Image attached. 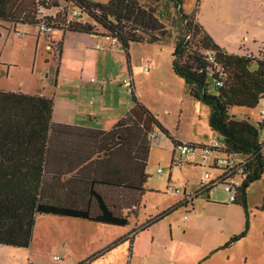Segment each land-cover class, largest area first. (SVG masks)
<instances>
[{
  "label": "trees",
  "instance_id": "16d2710c",
  "mask_svg": "<svg viewBox=\"0 0 264 264\" xmlns=\"http://www.w3.org/2000/svg\"><path fill=\"white\" fill-rule=\"evenodd\" d=\"M63 1L83 9L84 17L94 24L75 21L62 30L98 34L97 26L103 36L121 45L127 60L132 44L171 42L160 11L164 2L171 4L183 32L173 40L172 71L183 81L186 94L208 109V127L227 153L252 158V174L232 201L246 208V189L264 170L260 128L236 120L229 110L256 109L264 96V60L231 55L219 48L198 23L196 11L184 13L185 0ZM44 5L41 0H0V23L13 28L36 26L38 7ZM206 51L214 54L215 64L226 73L221 88L212 86L208 71L213 64L206 61ZM52 110L50 98L0 90V246L28 248L36 219L45 215L114 227L129 225L130 216L125 211L140 206L149 178L150 134L158 130L175 148L180 144L133 95L132 107L109 131L54 124ZM213 188L199 189L195 196ZM183 205L184 201L137 230L149 228ZM244 236H233L225 247ZM125 240L132 241L125 236L95 256ZM95 256L79 264H88Z\"/></svg>",
  "mask_w": 264,
  "mask_h": 264
},
{
  "label": "rangeland",
  "instance_id": "374dc122",
  "mask_svg": "<svg viewBox=\"0 0 264 264\" xmlns=\"http://www.w3.org/2000/svg\"><path fill=\"white\" fill-rule=\"evenodd\" d=\"M93 1L106 3L108 0ZM196 4L197 0H185L184 13H194ZM170 7L171 4L164 2L160 8L161 17L168 25L172 38L170 43L161 47L165 54L168 52L171 54L173 40L183 33L180 19ZM56 12L57 9L50 8L41 14L52 16ZM88 19L84 17L82 22L94 24L91 19ZM60 27L58 25L56 29ZM96 28L99 32V28L97 26ZM27 29L31 33L32 27ZM133 48L139 55L145 54L138 45ZM32 49L29 35L16 33L6 24L0 25V61L3 63V65L0 64V89L17 87L22 77L27 79L33 76L31 80L34 83L30 86L39 85L44 72L41 55L45 56L46 51L42 47L37 62L32 68ZM13 62L19 65L17 69L10 64ZM31 72L33 75H30ZM170 102L167 104L168 115L165 113L162 118L169 127L167 130L172 135L171 138L177 142L196 144L205 142L206 138L211 139L209 127H207L208 112L205 106L194 100L191 106L182 104V107ZM230 114L236 120H246L256 125L257 109L232 108ZM155 132L158 136L151 143L146 167L149 179L144 186L140 206L125 211L130 216L129 225L112 227L53 215L39 216L36 219L29 247H0V264H27L28 261L33 264H79L97 251L102 253L105 245L112 246L125 236L132 241L125 240L118 243L98 258L95 256L88 264H127L128 262L153 264V259L148 255L154 249L156 242L158 245L168 246L164 248V253L162 250L157 253L166 258L165 260L161 258L160 260L163 261L160 264L165 262L171 264H189V262L192 264H264V211L261 210L264 199V176L251 183L246 189V208L232 204L220 186L214 187L209 193L196 195L198 197L194 200L197 190L192 192L197 189L204 173L209 171L208 168L200 164L197 153L180 156L168 137L158 130ZM194 157L198 160L195 166L185 162ZM237 158L241 160L242 156L238 155ZM183 201L185 205L177 207L175 211L150 226H156L155 229L137 230L146 222ZM242 233L245 234L244 237L225 247L233 236ZM137 234L139 236H136ZM135 237L139 240L134 247L132 243ZM132 247H134V253L131 256ZM53 256L60 259L54 261Z\"/></svg>",
  "mask_w": 264,
  "mask_h": 264
},
{
  "label": "crops",
  "instance_id": "0c3cea01",
  "mask_svg": "<svg viewBox=\"0 0 264 264\" xmlns=\"http://www.w3.org/2000/svg\"><path fill=\"white\" fill-rule=\"evenodd\" d=\"M195 8L198 23L219 48L231 55L252 56L264 60V0H197ZM6 26L16 33L21 32L31 37L32 68L37 62L42 47L46 51V55H41L44 72L37 87L36 85L30 86L34 83L31 80L32 76L27 79L22 77L17 87L13 89L1 88L0 90L22 92L52 99V122L54 124L109 131L125 117L132 107V95H129L121 85V79L127 76L131 78L134 86L133 96L166 129L169 127L162 116H165V113L167 114L169 111L167 104L171 103L170 101L181 107L182 104L191 106L192 101H196L186 94L183 81L172 71L171 54L169 52L165 54L161 49L162 45L132 44L129 48V60H127L121 46L111 44V39L102 35L104 32L101 28H99L98 34H83L56 29L48 36L38 32L37 26L34 25H17L14 28L8 24ZM27 27H32L31 33ZM97 45L101 48L97 49ZM137 45L142 51H145V54L139 55L136 52L133 47ZM0 64L3 65L1 61ZM10 64L14 65L15 69L19 67L17 62ZM30 75H33L32 72ZM19 87L23 89H18ZM208 131L210 140L206 138V143L193 144L201 146L214 139H219L209 128ZM170 136L172 137L171 134ZM197 154L200 160V154ZM185 162L191 166L198 164L195 157L185 160ZM199 184L192 193L198 191ZM197 197L194 196V200ZM155 227L152 226L146 230L151 228L153 230ZM138 234L136 236H139ZM135 238L132 243L134 247L139 240ZM110 246L105 245L104 248L107 249ZM134 247H132L131 256L134 253ZM165 247L168 246L155 243L154 249L148 255L153 259V264H160L166 259L164 255L157 254ZM100 252L97 251L89 257ZM161 258L163 260H160ZM127 264H131V262ZM164 264L171 263L165 262ZM189 264L192 263L189 262Z\"/></svg>",
  "mask_w": 264,
  "mask_h": 264
},
{
  "label": "built area",
  "instance_id": "2783aa9c",
  "mask_svg": "<svg viewBox=\"0 0 264 264\" xmlns=\"http://www.w3.org/2000/svg\"><path fill=\"white\" fill-rule=\"evenodd\" d=\"M41 1H44L45 5L44 7H38V23L36 26L38 32L42 34L49 36L54 30H56L58 25L61 26L60 28L62 29L70 23L75 21L80 22L84 18V10L74 7L71 3L63 0ZM55 1L57 2V6L51 7L52 2ZM50 8L57 9V12L52 16H45L41 14L46 9ZM111 44L119 43L115 39H111ZM96 48L100 49L101 47L97 45ZM204 54L206 56V61L213 64V69L208 71V76L212 78V86L218 88L223 87L226 79L224 69L215 64V58L212 52L206 51ZM246 57L251 58L250 56ZM121 85L129 95H133L134 86L129 76L121 79ZM256 109L258 112L256 124H258L260 128V153L263 156L264 163V96L260 98ZM156 136L157 134L154 130L152 134H150L149 140L152 142L156 139ZM176 149L178 150L180 156H185L188 153H199L202 166L208 168L209 171L204 173L198 190H205L209 187L220 186L226 192L231 202L236 198L244 181L252 174V158L242 156L241 160H239L237 158L238 155L228 154L226 147L220 139H214L210 143L201 146L193 143H180L177 145ZM260 176H264V170ZM53 259L59 260L60 258L55 256Z\"/></svg>",
  "mask_w": 264,
  "mask_h": 264
}]
</instances>
